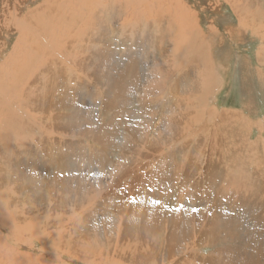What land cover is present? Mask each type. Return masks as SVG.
<instances>
[{"label":"bare ground","instance_id":"6f19581e","mask_svg":"<svg viewBox=\"0 0 264 264\" xmlns=\"http://www.w3.org/2000/svg\"><path fill=\"white\" fill-rule=\"evenodd\" d=\"M256 89L264 0H0V264H264Z\"/></svg>","mask_w":264,"mask_h":264},{"label":"rangeland","instance_id":"374dc122","mask_svg":"<svg viewBox=\"0 0 264 264\" xmlns=\"http://www.w3.org/2000/svg\"><path fill=\"white\" fill-rule=\"evenodd\" d=\"M197 1H200V0H197ZM193 2H194V4H195V0H193ZM225 7V6H224ZM224 10L226 11V7L224 8ZM227 12V11H226ZM207 13V12H206ZM202 16V18H204V16H205V14H202L201 15ZM221 27H222V25H221ZM217 42H218V39H217ZM258 40H252L251 42H249V43H246V45H245V43L244 44H242L241 45V47H240V49H241V51L243 52V53H247V54H249V55H251V57L253 58V60L254 61H256V47H257V44H258ZM229 43L230 42H227V43H225L224 44V46L221 48V50H227V49H229L230 48V45H229ZM256 44V45H255ZM227 45V46H226ZM249 46V47H248ZM256 46V47H255ZM217 48H219V47H217ZM225 48H227V49H225ZM245 48V49H244ZM247 48V49H246ZM232 49H234L235 50V52H237V51H239V48L236 46V47H232ZM249 50H250V52H249ZM240 52V51H239ZM253 55V56H252ZM236 70H237V72H236ZM240 72V70H239V68L237 67V65H235V59H234V65L232 64V66H231V69H230V71L227 73V86L224 88V90L221 92V94L219 95V100L221 101V103H223V104H225V105H228V106H236V107H240V105H241V102H243L244 100H246L247 99V97L248 96H250V95H248V93H247V88H246V86L244 85V84H246V83H243V80H242V77H241V74L239 73ZM236 73V74H235ZM230 76V77H229ZM236 76H238L237 78H236ZM230 82H229V81ZM237 82V83H236ZM240 82V83H239ZM231 84V85H230ZM242 86V87H241ZM238 87V88H237ZM228 88V89H227ZM242 88V89H241ZM228 91H227V90ZM236 89H240L239 91L238 90H236ZM238 92V93H237ZM256 93V94H255ZM255 97H256V105H258L259 107H260V109L261 108H263V110L261 109V111H262V113H264V100H263V96H264V92H262L260 89L258 90V89H256V91H255ZM262 93V94H261ZM228 95V96H227ZM247 96V97H245V96ZM261 95V96H260ZM263 95V96H262ZM239 97H241V98H239ZM258 97L260 98V99H258ZM261 97H263L262 98V100H261ZM239 101H238V100ZM244 99V100H243ZM227 101V102H226ZM237 101V102H236ZM236 102V103H235ZM232 103V104H231ZM239 104V105H238ZM263 104V105H262Z\"/></svg>","mask_w":264,"mask_h":264}]
</instances>
